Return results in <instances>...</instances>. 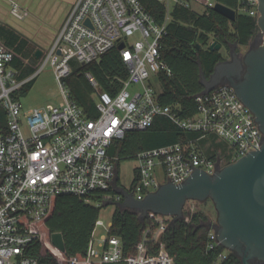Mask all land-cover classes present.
Segmentation results:
<instances>
[{
	"label": "built area",
	"instance_id": "1",
	"mask_svg": "<svg viewBox=\"0 0 264 264\" xmlns=\"http://www.w3.org/2000/svg\"><path fill=\"white\" fill-rule=\"evenodd\" d=\"M158 1L167 9L161 24L139 0H77L52 47L42 55L41 67L25 78L20 77L21 69L14 65L16 52L0 41V106L5 113V123L0 124V264H39L26 250L40 237L35 224L48 213L55 195L72 194L96 206L116 204L118 209L124 196L118 193L116 183L123 186L119 182V157L110 149L127 132L145 130L159 116L200 136L136 155L139 163L133 186L123 188L137 200H143L164 182L182 183L197 168L214 173L219 163L234 162L248 151L261 148L263 134L253 112L228 84L197 95V111L188 118L180 116L176 107L160 102L161 91L153 80H158L160 72L172 75L161 55L172 11L183 7L203 15L221 2ZM234 10L237 15L258 18V0H240ZM12 12L23 14L15 2ZM135 35L139 40L130 43L129 38ZM121 43L124 47L118 49ZM115 47L128 76L117 92L111 93L101 88L91 72H86L97 111V117H89L71 99L64 79L72 72L73 60L90 63ZM48 63L54 68L65 102L24 110L17 93ZM212 136L215 141L222 138L229 142L236 159L220 151L215 158L209 156L201 142ZM206 144L210 146L211 140ZM149 220L135 251L128 255L121 239L110 234L112 222L105 227L107 234L95 238L96 227L104 226L99 218L84 258L67 257L66 251L47 242L69 264H174L163 240L172 217L152 214ZM208 237L207 249L221 245L214 230H209ZM226 257L227 252H222L214 264Z\"/></svg>",
	"mask_w": 264,
	"mask_h": 264
},
{
	"label": "trees",
	"instance_id": "2",
	"mask_svg": "<svg viewBox=\"0 0 264 264\" xmlns=\"http://www.w3.org/2000/svg\"><path fill=\"white\" fill-rule=\"evenodd\" d=\"M139 1L157 23L165 21V5L158 0ZM218 1L236 10L240 5V0ZM257 19L239 13L235 21H230L214 9L201 15L183 7H176L172 11V20L168 23V32L161 42V55L172 70V75L158 73L162 87L160 102L176 107L178 114L183 118L194 115L197 111L196 96L204 90L200 77L201 69L210 77L216 64L227 58L222 50L210 48V44L216 41L227 50L235 43L248 45L259 31ZM0 38L19 55L15 61L22 67L20 77H26L36 71L40 61L36 58V45L6 25H0ZM71 64L72 72L64 79L65 86L71 99L82 106L89 117L95 118L97 111L92 97L94 89L86 78V72H91L96 77L103 90L115 93L127 78L128 69L116 47L90 63ZM34 80L35 78L27 83L22 92L28 93ZM4 123L5 113L0 106V124ZM198 136L199 133L183 130L169 118L159 116L147 129L127 132L124 139L114 143L110 152L119 157L120 165L122 161L135 158L143 150L173 143H186ZM211 138L214 136L203 139L202 145ZM205 150L209 156H217V148L213 149L212 145ZM100 210L101 206L87 203L76 195L53 196L48 213L37 221L34 227L40 237L29 244L26 253L36 257L39 264H69L61 259L47 242L51 241L52 233L60 231L65 239L66 256L84 258ZM209 222L210 218L206 213L185 211L184 219L168 227L163 240L174 258V264H214L218 256L226 251L221 245L207 249ZM149 224V218L141 220L137 212L118 208L113 215L110 234L121 239L125 254L128 255L135 251L143 230ZM220 264L242 262L235 253L227 252V257Z\"/></svg>",
	"mask_w": 264,
	"mask_h": 264
},
{
	"label": "water",
	"instance_id": "3",
	"mask_svg": "<svg viewBox=\"0 0 264 264\" xmlns=\"http://www.w3.org/2000/svg\"><path fill=\"white\" fill-rule=\"evenodd\" d=\"M214 11L230 21L237 18L236 11L222 3H217ZM258 11L259 44L249 45L248 50L241 53L237 50L240 45L235 43L230 58L218 62L210 77L201 69L204 90L198 96L219 85H230L255 116L263 134L261 148L250 150L226 165L219 163L214 173L197 168L182 183L164 182L143 200L135 199L116 183L118 193L124 196L119 209L135 211L141 220L152 214L164 215L172 217L171 225H174L185 218L188 201L204 203L211 200L217 219L216 223L209 222V230H214L221 246L235 253L242 264L264 261V0H258ZM123 47L121 43L118 49ZM210 48L221 50L222 44L213 41ZM42 54L43 51L38 49L37 59ZM51 243L59 250L66 251L62 232L52 233Z\"/></svg>",
	"mask_w": 264,
	"mask_h": 264
},
{
	"label": "rangeland",
	"instance_id": "4",
	"mask_svg": "<svg viewBox=\"0 0 264 264\" xmlns=\"http://www.w3.org/2000/svg\"><path fill=\"white\" fill-rule=\"evenodd\" d=\"M258 33L259 31L256 35H258ZM136 40H139V37L137 35L129 38L130 43H134ZM248 48V45H240L237 47V50L241 53H245ZM48 50H46L45 52H47ZM222 51L224 52L225 56L228 57L227 52L224 49ZM72 62H76L77 64H79L76 60H73ZM41 65L42 63L41 61H39L37 69L40 68ZM153 84L155 85L158 91L162 90L159 80H153ZM17 99L22 103L24 110L33 109L36 107H46L48 105L58 106L64 103L65 98L63 94V89L56 78L53 66L50 63L43 66L38 75L35 77L33 86L29 90V92H18ZM214 139L215 138L210 139L213 149L217 148V151H220L222 155H228V157H232L231 160L236 159L235 152L229 142L225 141L222 138L217 139L216 141H214ZM204 147L205 149H209L208 144L204 145ZM138 163L139 162L137 158L128 159L120 163L119 182L121 186L127 189L132 188L135 179V170ZM162 179H164V177H162ZM116 210V204H108L101 206L99 219L104 222V226L100 225L96 227L94 235L95 238L98 239L102 234H107L105 227L112 222L113 215ZM185 211L206 213L209 216L210 221L212 223H216L217 212L211 200H208L204 203L197 201H188L185 206ZM226 252L230 251L226 250Z\"/></svg>",
	"mask_w": 264,
	"mask_h": 264
},
{
	"label": "crops",
	"instance_id": "5",
	"mask_svg": "<svg viewBox=\"0 0 264 264\" xmlns=\"http://www.w3.org/2000/svg\"><path fill=\"white\" fill-rule=\"evenodd\" d=\"M76 1L0 0V25L12 27L36 45L38 49H41L44 54L46 50L52 47L60 28ZM14 2L20 6L22 15H17L12 12ZM0 41L4 43L1 38ZM18 57L19 55L16 53V58ZM14 65L22 70V67L16 61H14Z\"/></svg>",
	"mask_w": 264,
	"mask_h": 264
},
{
	"label": "flooded vegetation",
	"instance_id": "6",
	"mask_svg": "<svg viewBox=\"0 0 264 264\" xmlns=\"http://www.w3.org/2000/svg\"><path fill=\"white\" fill-rule=\"evenodd\" d=\"M259 42H260L259 37H258L257 35H255V36L253 37V39L248 43V46H249V45L256 46V45L259 44ZM232 47H233V46H230L229 50H227L226 47L222 46V49H221V50L224 49V50L227 52V54H228V57H227L226 59L230 58V51H231V48H232ZM226 59H225V60H226ZM223 164L226 165L227 163H223ZM253 264H264V261H263V260H255V261L253 262Z\"/></svg>",
	"mask_w": 264,
	"mask_h": 264
}]
</instances>
